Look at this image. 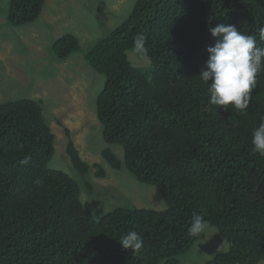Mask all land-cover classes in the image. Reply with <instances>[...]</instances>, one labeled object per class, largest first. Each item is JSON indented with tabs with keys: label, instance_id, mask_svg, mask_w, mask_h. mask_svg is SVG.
<instances>
[{
	"label": "trees",
	"instance_id": "trees-1",
	"mask_svg": "<svg viewBox=\"0 0 264 264\" xmlns=\"http://www.w3.org/2000/svg\"><path fill=\"white\" fill-rule=\"evenodd\" d=\"M46 3L10 0L6 19L15 27L33 24ZM219 24L255 35L264 47L258 31L264 0H137L132 14L85 54L105 76L97 98L105 142L123 148L128 172L159 192L165 210L119 207L97 220L82 202L81 185L49 167L56 137L43 102L0 103V264H180L196 240L188 235L194 213L229 243L228 252L206 264L261 263L264 157L251 140L264 118V70L243 114L208 103V85L198 76L216 43L209 28ZM138 34L146 37L145 54L133 50ZM80 49L71 33L51 47L59 62ZM130 52L148 64L135 66ZM65 134L69 160L92 193L86 178L92 166L69 129ZM102 157L122 169L111 147ZM94 167L104 178L101 166ZM130 230L143 239L139 254L118 240Z\"/></svg>",
	"mask_w": 264,
	"mask_h": 264
},
{
	"label": "rangeland",
	"instance_id": "rangeland-1",
	"mask_svg": "<svg viewBox=\"0 0 264 264\" xmlns=\"http://www.w3.org/2000/svg\"><path fill=\"white\" fill-rule=\"evenodd\" d=\"M136 1L47 0L35 23L15 27L6 19L10 0H0V103L24 98L43 102L45 119L56 137L49 167L64 171L81 185L82 202L89 205L97 220L119 207L157 211L167 208L153 186L138 182L128 172L123 148L105 142L97 117V98L104 88L105 76L85 61V54L132 14ZM67 33L79 38L81 49L59 62L52 54V43ZM129 59L137 67L148 64L135 52L129 53ZM66 129L83 161L92 166L86 176L93 184L92 193L82 186L84 178L69 160ZM107 147L121 160V170L105 162L102 151ZM94 165L101 166L104 178L97 176L99 169ZM200 239L180 256V264H206L229 251L227 239L215 227L207 225Z\"/></svg>",
	"mask_w": 264,
	"mask_h": 264
},
{
	"label": "clouds",
	"instance_id": "clouds-1",
	"mask_svg": "<svg viewBox=\"0 0 264 264\" xmlns=\"http://www.w3.org/2000/svg\"><path fill=\"white\" fill-rule=\"evenodd\" d=\"M213 17L208 18L211 23ZM209 31L216 38V43L207 49L209 57L204 69L198 76L208 85L210 99L208 103L225 109L231 107L240 114L248 110L253 90L257 87V76L264 70V47L259 46L255 35H246L234 25L219 24ZM259 40L264 41V27L259 28ZM133 50L145 54L146 37L138 34L133 40ZM211 81V82H210ZM253 152L264 157V118L252 132ZM207 229V221L200 215H192L188 235L201 240ZM125 250L139 254L144 247L142 237L130 230L119 239ZM221 247L218 249V251Z\"/></svg>",
	"mask_w": 264,
	"mask_h": 264
}]
</instances>
